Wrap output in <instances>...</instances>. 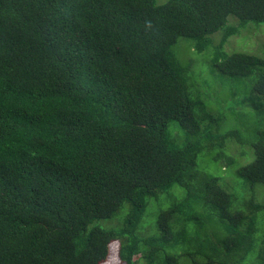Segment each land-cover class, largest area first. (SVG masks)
<instances>
[{
    "label": "trees",
    "instance_id": "trees-1",
    "mask_svg": "<svg viewBox=\"0 0 264 264\" xmlns=\"http://www.w3.org/2000/svg\"><path fill=\"white\" fill-rule=\"evenodd\" d=\"M262 25L264 0H0V264H264V40L231 45Z\"/></svg>",
    "mask_w": 264,
    "mask_h": 264
},
{
    "label": "rangeland",
    "instance_id": "rangeland-1",
    "mask_svg": "<svg viewBox=\"0 0 264 264\" xmlns=\"http://www.w3.org/2000/svg\"><path fill=\"white\" fill-rule=\"evenodd\" d=\"M238 36L240 37L242 36V37L234 38L231 42L232 47L240 45L244 48H256L257 39L259 38V39L264 40V25H262L259 29L256 28L254 30H251L247 27V29L243 30L242 34ZM187 50H188L187 45L183 44V48H182L183 56L186 54ZM195 56L197 58L201 57L200 62L205 63L207 58H209L210 55L208 53H202V55L195 54ZM204 57H205V60L203 61L202 59ZM118 251H119V243L113 242L110 248V254H109L108 260L104 262L103 264H122V262L120 261L119 255H118Z\"/></svg>",
    "mask_w": 264,
    "mask_h": 264
}]
</instances>
